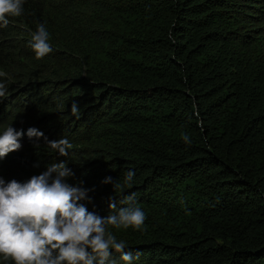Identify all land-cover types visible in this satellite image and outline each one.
Wrapping results in <instances>:
<instances>
[{
  "label": "trees",
  "instance_id": "obj_1",
  "mask_svg": "<svg viewBox=\"0 0 264 264\" xmlns=\"http://www.w3.org/2000/svg\"><path fill=\"white\" fill-rule=\"evenodd\" d=\"M23 9L0 27L10 94L0 134L24 131L0 177L24 183L66 162L68 183L92 189L82 203L101 217L134 195L143 229H108L131 264H264V0H24ZM40 24L53 51L37 59ZM30 128L45 135L29 138ZM62 137L68 157L47 145ZM107 264L125 262L113 250Z\"/></svg>",
  "mask_w": 264,
  "mask_h": 264
},
{
  "label": "clouds",
  "instance_id": "obj_2",
  "mask_svg": "<svg viewBox=\"0 0 264 264\" xmlns=\"http://www.w3.org/2000/svg\"><path fill=\"white\" fill-rule=\"evenodd\" d=\"M24 0H0V27H7L9 18L23 14ZM31 47L37 59L53 51L49 44V32L43 24L32 33ZM7 89L0 83V101L6 98ZM73 115L78 106L73 103ZM29 138H42L43 132L28 129ZM24 131L7 127L0 134V158L19 150ZM186 143H190L187 136ZM47 145L59 155L68 157L73 145L67 138L47 141ZM74 173L66 162L52 163L47 170L33 175L24 183L12 180L5 182L0 177V257L14 264H107L112 251L119 253L125 264H131L133 255L125 251L124 241H118L108 230H142L146 216L133 205L134 195L125 198L128 207L115 214L101 217L90 212L82 201L91 203L89 192L83 181L68 183ZM134 173L129 171L125 183L131 185ZM102 183L117 187L111 177ZM110 210L117 208L116 199L110 198Z\"/></svg>",
  "mask_w": 264,
  "mask_h": 264
},
{
  "label": "rangeland",
  "instance_id": "obj_3",
  "mask_svg": "<svg viewBox=\"0 0 264 264\" xmlns=\"http://www.w3.org/2000/svg\"><path fill=\"white\" fill-rule=\"evenodd\" d=\"M7 95H10V94H7ZM30 96H31V95H30ZM32 96H33V95H32ZM23 97H25V99L22 100V102L24 103V101L27 100V99L29 98V96H26V95H25V96H23ZM18 100H19V102L21 101V99H18ZM22 102H21V103H22ZM21 103H20V104H21ZM27 106H28V103H26L25 107H27ZM44 135H45V134H44ZM33 138H35V137H32V139H33ZM1 262H3V261H1ZM0 264H2V263H0Z\"/></svg>",
  "mask_w": 264,
  "mask_h": 264
}]
</instances>
